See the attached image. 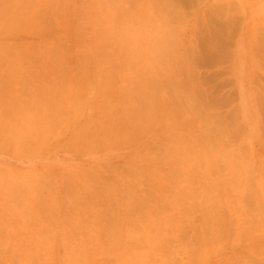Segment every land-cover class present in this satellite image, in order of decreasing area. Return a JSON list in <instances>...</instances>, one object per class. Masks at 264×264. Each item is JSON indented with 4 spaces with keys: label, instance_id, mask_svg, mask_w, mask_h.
I'll use <instances>...</instances> for the list:
<instances>
[{
    "label": "rangeland",
    "instance_id": "rangeland-1",
    "mask_svg": "<svg viewBox=\"0 0 264 264\" xmlns=\"http://www.w3.org/2000/svg\"><path fill=\"white\" fill-rule=\"evenodd\" d=\"M7 1L0 264H264V0Z\"/></svg>",
    "mask_w": 264,
    "mask_h": 264
},
{
    "label": "bare ground",
    "instance_id": "bare-ground-1",
    "mask_svg": "<svg viewBox=\"0 0 264 264\" xmlns=\"http://www.w3.org/2000/svg\"><path fill=\"white\" fill-rule=\"evenodd\" d=\"M6 1H7V0H6ZM15 1H18V0H8L7 2H15ZM17 21H18V22L21 21V20L19 19V17L17 18ZM128 29H129V28H128ZM128 29H126L127 32L130 31V30H128ZM122 31H123V30H122ZM107 32H108V30L105 29V28H103L100 32H97V33H96V36H97V37H100V38H102V39L105 38V40L107 41ZM130 34H131V33H130ZM167 44H168V42L165 43V45H167ZM216 49H218L217 52H219V48H216ZM214 51H216V50H214ZM50 52H51V54H53L52 51H50ZM213 53H214V52H213ZM213 53H212V54H213ZM219 53H220V52H219ZM212 54H210V56H212ZM220 54H221V53H220ZM217 55H218V54H217ZM221 55H223V54H221ZM221 55H219V56H221ZM57 56H58V55H57ZM57 56L55 57V55L53 54L52 59L57 58ZM219 56H218V57H219ZM50 57H51V55H50ZM54 57H55V58H54ZM58 58H59V57H58ZM214 58H215V56H214ZM219 58H222V56L219 57ZM216 59H217V58H215L214 61H215ZM212 60H213V59H212ZM219 60H222V59H219ZM189 77H190L189 80H188V79H187V80L189 81L188 83L190 84V90H191L193 93H195L197 97L199 96V99L201 100V99H202V97H201V94H202V93H201V92H202L204 89L201 88V89H203V90H202V91H199V90H201V89H199L201 86L199 87V86L196 85V84H197L196 81H198L197 78H196V74L193 73V74L189 75ZM203 78H204V77H203ZM195 79H196V81H194ZM205 79H206V78H205ZM201 80H202V79H201ZM206 81H207V80H206ZM174 82L177 83L178 80H177V82H176V81H174ZM184 82H185V81H184ZM180 83H181V82L177 83V85H179ZM195 85H196V86H195ZM183 86H184L183 84H182L181 86H179L181 89H183V90H181V91L183 92V94L186 95L185 93H187V94L190 93V92L186 91V90H188V88H187V84H186V87H183ZM184 88H185V89H184ZM186 88H187V89H186ZM213 88H214V87H213ZM213 88H212V89H213ZM217 88H218V87H217ZM196 89H197V91H196ZM210 89H211V88H210ZM206 90H207V89H205V93H206ZM217 90H218V89H217ZM184 91H185V92H184ZM219 91H220V89L218 90V93H219ZM197 92H199V93H197ZM208 92H209V91H208ZM200 93H201V94H200ZM203 94H204V92H203ZM203 94H202V95H203ZM211 94H212V93H211ZM204 95H205V94H204ZM204 95H203V96H204ZM219 95H220V94H219ZM219 95H218V96H219ZM196 96H195V98H197ZM206 96H207V95H206ZM212 96H216V95H213V94H212ZM212 96H211V97H212ZM207 97H209V96H207ZM207 97H204V100H205V98L208 99V102H209V103H207L206 100H205V103H206V104H210V102H211L212 100L210 101V100H209L210 98H207ZM223 97H224V96H223ZM223 97H220V98H222V99L224 100ZM195 98L193 99V101H195L194 104H195V106L197 107V103L199 102V100H198L197 103H196ZM215 98H216V97H215ZM222 99H221L220 101H222ZM226 99H227V98H226ZM204 100L202 99V100L199 102L200 104L198 103L199 106L201 105V107H202V106L205 105V103H204V104L201 103V102L204 101ZM218 100H219V99H218ZM218 100L216 101L217 103L219 102ZM227 100H228V99H227ZM227 100H224V101H227ZM212 103L214 104L215 102H212ZM215 104H216V103H215ZM224 104H225V103H224ZM220 105H221V104H220ZM199 106H198V107H199ZM210 106H211V104H210ZM213 106L215 107V105H213ZM217 106H219V103H218ZM206 107H208V106L206 105ZM208 109H209V108H208ZM208 109L205 108V110H208ZM210 109H213L212 106L210 107ZM201 110H202V108H201ZM202 111H203V110H202ZM207 112H208V111H207ZM204 113L206 114L205 111L203 112V114H204ZM208 115H209V113H208ZM208 115H207V114H206V115H203V116H205V118H206V117L208 118L207 121L211 119V118L209 119V116H210V115H209V116H208ZM213 115H214V114H211V117H212ZM213 118H214V117H213ZM205 120H206V119H205ZM208 122H209V121H208ZM215 125H216V123H215ZM4 126H6V125H4ZM14 126H15V125H14ZM18 126H19V125H18ZM18 126H16V127H18ZM36 126H37V125H35V127H36ZM21 129H22V128H21ZM0 131H1V127H0ZM8 132H10V131H8ZM24 132H25V131H23V130H21L20 132L17 131V133H18L17 135L19 136V138H24V136H25V133H24ZM0 133H1V132H0ZM1 134H2V133H1ZM1 134H0V135H1ZM11 134H12V133H11ZM217 135H218V134H215V137H216ZM9 136H11V135L9 134ZM15 136H16V135H15ZM213 137H214V136H213ZM215 137H214V138H215ZM214 138H212V139L214 140ZM14 139H18V137L16 136ZM235 156H236V155H235ZM235 156H234V159H235ZM237 160H238V159H237ZM240 160H241V159H240ZM234 164H236V162H235ZM228 166H229V165H228ZM251 167H252V166H251ZM215 168H216V167H215ZM215 168H214V169H215ZM233 168H234V167H233ZM250 169H252V168H250ZM248 170H249V169H248ZM250 171H251V170H249V172H250ZM210 172H211V171H209V173H210ZM247 172H248V171H247ZM96 176H97V175H96ZM100 176H101V175H100ZM231 176H232V175H231ZM231 176H230V178H229L230 181H231V179H234L233 177H234L235 175H234L233 177H231ZM92 177H93V175L91 174V177L89 176L88 179L91 178V180H95V182L100 183L98 179H97V181H96L95 178H97V177H95V178H93V179H92ZM101 177H102V176H101ZM98 178H100V177H98ZM229 179H228V180H229ZM230 181H229V182H230ZM232 181H233V180H232ZM226 182H227V181H226ZM226 182H225V183H226ZM230 183H231V185H234V183H233V184H232V182H230ZM130 185H131V184H130ZM130 185H129V186H130ZM73 186L75 187L76 184H74ZM131 186H132V185H131ZM85 187H86V186H85ZM85 187H82V188H85ZM126 187H127V186H125V188H126ZM195 187H196V186L193 187V188L195 189V191H194V189H193V190H192V193H193V191H194V193H198V192H199V188L196 187V188L198 189V191H196L197 189H196ZM208 187H209V186H208ZM150 188H151V187H150ZM211 188H212V189H211ZM214 188H216V187H214ZM214 188H213V186H210V188H206V189H207V190L209 189L210 191H211V190L213 191ZM126 189H128V187H127ZM206 189L203 190V191H204V192H203V193H204V194H203V197H204L205 199H208V201H209L210 198H211V193H212V191H211V192H210V191L207 192ZM88 190H89V188H88ZM128 190H129V192H128L127 194H129V193L131 194V193L133 192V190H132L131 188L128 189ZM130 190H131L132 192H131ZM152 190H153V189H152ZM115 191H116V190H115ZM214 191H216V190L214 189ZM214 191H213V192H214ZM71 192H72V191H71ZM78 192H79V191H78ZM117 192H118V191H116V193H117ZM126 192H127V191H126ZM201 192H202V191H201ZM220 192H221V190H220ZM146 193H147V192H146ZM150 193H152L151 190H150ZM114 194H115V193H114ZM133 194H134V193H133ZM248 194H249V193H248ZM187 195H188V194H187ZM187 195H186V196H187ZM190 195H191V194H190ZM214 195H215V194H214ZM252 195H253V193H252ZM139 196H140V195H139ZM245 196H246V195H245ZM245 196H243V197L245 198ZM249 196H250V195H248V197H249ZM253 196H254V195H253ZM253 196H250L249 198H251V201L253 200V203H255V205H256V202H254V201H255L256 198H257V201H259V206H260L261 203L264 202V201H262V200H258L260 197H259V198H258V197H255V198H254ZM134 197H136V196H134ZM246 197H247V196H246ZM136 198H137V197H136ZM132 199H133V198H132ZM134 199H135V198H134ZM140 199H141V198H140ZM247 199H248V198H247ZM92 201H93V200H92ZM94 201H95V200H94ZM94 201H93V202H94ZM134 201H135V200H134ZM137 201H139V200H136L135 202H137ZM145 201H146V200H145ZM247 201H249V199H248ZM261 201H262V202H261ZM95 202H96V201H95ZM139 202H140V201H139ZM139 202H138V203H139ZM143 202H144V201H143ZM143 202L141 201V204H143ZM181 202H182V201H181ZM181 202H180V203H181ZM193 202H194V201H193ZM133 203H134V202H133ZM207 203H208V202H207ZM247 203H249V202H247ZM247 203H245V204H247ZM250 203H251V202H250ZM135 204L137 205V206H135V207H137V208H139L138 206H140V208L146 206V205H144V204H143L144 206H141L140 204L138 205L137 203H135ZM146 204H147V201H146ZM182 204H183V203H182ZM251 205H252V204H251ZM251 205H250V206L248 205V206L251 207ZM213 206H214V207H213ZM256 206H257V205H256ZM256 206H255V207H256ZM117 207H118V206H117ZM252 207H253V206H252ZM252 207H251V208H252ZM260 207H262V205H261ZM260 207H259V208H260ZM125 208H126V207H125ZM130 208H134V207H131V206H130L129 209H130ZM140 208H139V209H140ZM158 208H159V207H158ZM158 208H157V209H158ZM163 208H164V207H163ZM212 208H213V210L215 211V208H216L215 205H212V206H211V205L206 204L205 207H203L204 213L207 214V215L205 214L207 217H206L205 215H203V220L205 221V219H206V221L209 222L208 219L210 218V221L212 222V224H210V225H209V224H206V223H208V222L205 223L206 227L204 226V227H205V231H204V232H206V234H208V235H209V234H212L211 236H213V235L216 233L215 231H213V230H214V228L212 227V225L214 224L213 222L215 221V218L218 219V218H219L218 216H220V215L217 216V214H216L217 217L214 216V215L212 216V214H213V210H212ZM257 208H258V206H257ZM259 208H258V210H259ZM118 209H119V208H118ZM135 209H136V208H135ZM157 209H156V210H157ZM252 209L254 210L255 208H252ZM261 209H263V210H261ZM137 210H138V209H137ZM137 210H135V211L138 212V213H140L139 210H138V211H137ZM159 210H160V209H159ZM159 210H158V211H159ZM211 210H212V211H211ZM210 212H212V213H210ZM252 212H253V211H252ZM254 212H255V211H254ZM257 212H258V211H257ZM208 213H209V214H208ZM259 213H260L261 215L259 214L258 216L260 217V220H261L262 217L264 218V206H263V208H260ZM262 213H263V216H262ZM210 214H211L212 218H211ZM252 214H253V213H252ZM257 214H258V213H257ZM257 214H255V215L253 214V215H254L255 217H257V216H256ZM208 215H209V217H208ZM222 216L224 217V215H222ZM251 216H252V215H251ZM261 216H262V217H261ZM204 217H205V218H204ZM213 217H215L214 220H213ZM220 217H221V216H220ZM134 218H136V216H135ZM195 218L197 219L198 217L196 216ZM207 218H208V219H207ZM224 218H225V217H224ZM252 218L254 219V217H252ZM217 219H216V223H217ZM253 219H252V220L250 219V220H251L250 222L252 223V229H253V225H255V224L253 223ZM256 219H259V218H256ZM136 220H138V218H136L134 222H136ZM212 220H213V221H212ZM256 221H257V220H256ZM256 221H255V222H256ZM218 222H219V221H218ZM263 222H264V221H262V224H263ZM257 223L260 224L259 220H258ZM217 224H218V223H217ZM219 224H220V222H219ZM219 224H218L217 226H219ZM208 225H209V226H208ZM207 226H208V227H207ZM213 226H214V225H213ZM255 226H257V225H255ZM210 227H212V228H210ZM208 228H209V229H208ZM254 228H255V227H254ZM254 230H255V232L257 231L256 229H254ZM248 231H249V230H248ZM213 232H214V233H213ZM236 232H237V234L234 233V234H236V235H235L236 237L239 236L238 233H240V235L243 234V231H242V233H241V231H240V232H239V231H236ZM246 232H247V230H246ZM250 232H252L251 229H250ZM255 232H253V233H255ZM253 233H252V234H253ZM202 234L204 235L203 230H202ZM248 234H249V232H248ZM248 234H247V235H248ZM256 234H257V233H256ZM203 235H202V236H203ZM215 235H216V234H215ZM254 235H255V234H254ZM200 236H201V234H200ZM205 236H207V235H205ZM205 236H204V237H205ZM193 237H194V236H193ZM209 237H210V235H209ZM209 237H208V236L206 237V238H207V239H206L207 241H208ZM241 237H243V236H240V238H241ZM244 237H246V234H244ZM238 238H239V237H238ZM247 238H249V237H247ZM263 238H264V237H263ZM263 238H262V240H264ZM210 239H213V238H210ZM216 239H217V238H216ZM200 240H201V242H202V238H201ZM88 241H90V240H88ZM258 241H261V238H259ZM205 242H206V241H205ZM208 242H209V241H208ZM261 243H262V242H261ZM256 244L259 245L260 243H257V242H256ZM263 244H264V243H263ZM162 245H163V244H162ZM254 245H255V244H254ZM166 246H167V245H166ZM168 246H169V245H168ZM252 246H253V245H252ZM255 246H256V245H255ZM261 246H262V245H261ZM261 246H260V247H261ZM166 248H167V247H166ZM162 249H165V248H162ZM256 249H259V248H257V246H256ZM233 264H234V263H233ZM238 264H239V263H238ZM251 264H258V263H251ZM259 264H261V262H260Z\"/></svg>",
    "mask_w": 264,
    "mask_h": 264
},
{
    "label": "crops",
    "instance_id": "crops-1",
    "mask_svg": "<svg viewBox=\"0 0 264 264\" xmlns=\"http://www.w3.org/2000/svg\"><path fill=\"white\" fill-rule=\"evenodd\" d=\"M39 204H45V205H53L55 203H44V202H38Z\"/></svg>",
    "mask_w": 264,
    "mask_h": 264
}]
</instances>
